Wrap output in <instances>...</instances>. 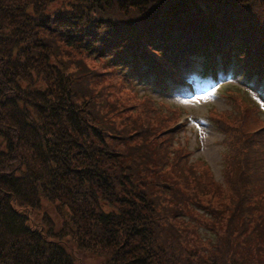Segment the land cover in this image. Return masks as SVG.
<instances>
[{
  "label": "trees",
  "instance_id": "1",
  "mask_svg": "<svg viewBox=\"0 0 264 264\" xmlns=\"http://www.w3.org/2000/svg\"><path fill=\"white\" fill-rule=\"evenodd\" d=\"M223 71L264 90V0H0V264H264V126L217 121L213 182L152 93L129 134L133 104L94 99L102 77L137 96Z\"/></svg>",
  "mask_w": 264,
  "mask_h": 264
},
{
  "label": "rangeland",
  "instance_id": "2",
  "mask_svg": "<svg viewBox=\"0 0 264 264\" xmlns=\"http://www.w3.org/2000/svg\"><path fill=\"white\" fill-rule=\"evenodd\" d=\"M62 4L58 2L53 6V9L59 8ZM224 72H219L216 81L213 83H199L200 77L198 76L195 79V85L191 87H184V85L182 87L173 86L165 94L143 86L138 90L137 96L131 94L126 88H121L118 83L115 84L113 76L102 77L97 82L96 87V90H99L100 93H94V99L99 101L104 99L114 103L115 106L110 107V110H113V114L118 110L123 111L124 107L133 104L132 110H124L123 117L119 115L123 120L122 124L118 123L119 118H114L119 130L129 134L131 130L134 132L136 128L139 126L141 128V125L144 124V121H139V115L145 106L141 101V106L136 109L139 103L136 98H143L144 95H141L143 93L146 95L148 93L146 90L149 91L161 107V114L171 113L173 110L178 112L176 118L178 117L177 120L180 123L176 127L184 125V128L178 134V138L191 151L189 161L194 165L193 167H195L198 175L203 174L201 175L202 178L204 176V178L213 182L215 180L223 182L224 174H228L231 169V160L233 158L231 156L232 140L218 128L217 121L221 119L231 123L235 119L233 122L237 126L243 127L247 123L249 125L252 124L255 120L260 127L264 126V90L260 89L258 83L254 82V80L248 82L241 77L238 79L234 71H227L226 74ZM192 74L197 75L194 72ZM237 91L238 93H236ZM252 99L257 102L259 107L261 106V110L251 101ZM159 103H164L165 105H162V107ZM164 140L163 135H160L157 139L159 143L163 142L162 145L166 146ZM255 150L256 152L254 153H257L258 144L255 146ZM179 157L178 153L173 156L175 162ZM259 170L263 169L259 167ZM255 177L257 179L256 175ZM156 178L157 182H161L160 180L164 179L161 175ZM55 211H57L55 208L51 210L45 207L44 209V213L51 216L54 220H56ZM76 256L81 264H104V260L95 256L78 253ZM105 264L108 263L106 262Z\"/></svg>",
  "mask_w": 264,
  "mask_h": 264
}]
</instances>
